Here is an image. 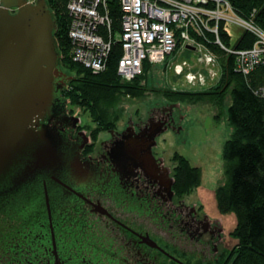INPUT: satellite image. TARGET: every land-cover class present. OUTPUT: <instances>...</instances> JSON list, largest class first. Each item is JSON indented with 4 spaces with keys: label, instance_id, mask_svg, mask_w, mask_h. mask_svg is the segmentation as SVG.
Listing matches in <instances>:
<instances>
[{
    "label": "flooded vegetation",
    "instance_id": "af4514ba",
    "mask_svg": "<svg viewBox=\"0 0 264 264\" xmlns=\"http://www.w3.org/2000/svg\"><path fill=\"white\" fill-rule=\"evenodd\" d=\"M161 110L94 139L97 126L81 125L66 105L47 125L68 152L54 179L42 178L54 195L0 204V264H231L233 230L226 234L202 199L178 195L175 162L154 152L174 116ZM156 133L151 161L118 153L134 143L145 154Z\"/></svg>",
    "mask_w": 264,
    "mask_h": 264
},
{
    "label": "trees",
    "instance_id": "16d2710c",
    "mask_svg": "<svg viewBox=\"0 0 264 264\" xmlns=\"http://www.w3.org/2000/svg\"><path fill=\"white\" fill-rule=\"evenodd\" d=\"M227 1L238 15L243 18L252 16L264 30V0ZM46 4L55 22L54 37L59 49L60 67L69 77L62 86L61 96L67 105L89 113L97 126L93 130L94 139L99 132L115 128L120 116L114 108L124 98L138 99L146 92H154L171 103L209 101L222 107L229 92L231 103L227 108V121L233 132L222 151L226 181L214 190V198L218 212L234 215L236 220L232 236L238 241L237 256L231 264H264V70L257 67L247 77L237 73L234 56L214 44V36L208 34L207 40L197 38V41H202L219 61L221 76L214 86L200 91L149 88L142 83L152 68L148 61H144L140 76L125 81L117 72L122 49L116 37L121 30L122 10L119 0H107L113 43L106 70L93 73L72 59L73 46L68 36L71 19L66 0H46ZM220 36L223 45L228 46L230 37L223 28ZM253 41L250 33L243 32L233 47L248 48ZM172 159L176 165V193L180 196L192 193L200 186L201 169L178 153Z\"/></svg>",
    "mask_w": 264,
    "mask_h": 264
},
{
    "label": "water",
    "instance_id": "95a60500",
    "mask_svg": "<svg viewBox=\"0 0 264 264\" xmlns=\"http://www.w3.org/2000/svg\"><path fill=\"white\" fill-rule=\"evenodd\" d=\"M0 5V204L28 194L30 202L39 203L41 193L47 203L51 192L42 178L54 179L68 154L47 125L67 105L61 90L69 77L60 67L55 22L46 1L32 5L27 0H0ZM12 8L17 11L12 13ZM143 102L147 117L144 121L138 117L137 123L146 122L150 114L159 115L161 109L169 115L176 106ZM181 119L174 112L168 124L174 133L182 129ZM129 121L127 116L125 125ZM156 136L147 142L145 154L134 143L118 153L142 156L147 163Z\"/></svg>",
    "mask_w": 264,
    "mask_h": 264
},
{
    "label": "built area",
    "instance_id": "2783aa9c",
    "mask_svg": "<svg viewBox=\"0 0 264 264\" xmlns=\"http://www.w3.org/2000/svg\"><path fill=\"white\" fill-rule=\"evenodd\" d=\"M37 1L27 3L34 5ZM119 3L121 30L116 38L122 56L117 72L125 81L142 74L144 61L165 63L178 45L203 50L208 54L206 61L214 62L216 56L202 41H197V38L207 40L208 34L214 36V44L234 56L237 73L247 77L257 67L264 70V30L252 16L238 15L227 0H119ZM66 9L71 19L68 36L73 61L93 73L105 71L113 43L107 0H66ZM231 27L250 33L254 37L252 45L244 49L231 46ZM222 28L230 37L228 46L221 42ZM181 69L178 66L176 71ZM194 78L192 73L186 74L188 81L193 82Z\"/></svg>",
    "mask_w": 264,
    "mask_h": 264
},
{
    "label": "rangeland",
    "instance_id": "374dc122",
    "mask_svg": "<svg viewBox=\"0 0 264 264\" xmlns=\"http://www.w3.org/2000/svg\"><path fill=\"white\" fill-rule=\"evenodd\" d=\"M231 33V46H234L243 32L239 27H231ZM207 55L203 50L179 47L165 63L154 64L142 83L149 88L188 91H200L214 86L220 79L221 67L217 58L214 62H207ZM178 66L182 68L180 72L176 71ZM187 73H192L196 79L194 78L193 82L188 81ZM145 100L153 103L165 101L171 104L161 94L154 92H146L144 97L138 99L124 98L114 108V112L120 116L117 125L123 127L127 122V116L132 123H137L138 117L144 121L147 117V108L143 102ZM230 103L229 92L225 95L222 107L209 101L196 104L173 103L176 105L173 106V111L182 117L180 121L182 129L179 134L167 129L156 139L154 149L156 155L168 167L173 165L172 156L178 153L186 157L193 166L201 169L200 186L194 189L187 199L189 202L202 199L207 211L211 210L213 216L219 218L226 234L234 229L236 220L231 214L220 218L215 207L214 190L226 181L222 151L224 143L233 132L227 121V108ZM67 107L73 116L79 119L81 125L91 127L95 125L88 112L73 108L69 104ZM99 137L106 138L107 133H100Z\"/></svg>",
    "mask_w": 264,
    "mask_h": 264
},
{
    "label": "crops",
    "instance_id": "0c3cea01",
    "mask_svg": "<svg viewBox=\"0 0 264 264\" xmlns=\"http://www.w3.org/2000/svg\"><path fill=\"white\" fill-rule=\"evenodd\" d=\"M155 66L154 64H152V67ZM171 105H174V104H171Z\"/></svg>",
    "mask_w": 264,
    "mask_h": 264
}]
</instances>
